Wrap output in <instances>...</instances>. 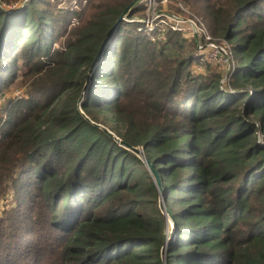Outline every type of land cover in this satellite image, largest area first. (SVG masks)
Instances as JSON below:
<instances>
[{
  "label": "trees",
  "instance_id": "1",
  "mask_svg": "<svg viewBox=\"0 0 264 264\" xmlns=\"http://www.w3.org/2000/svg\"><path fill=\"white\" fill-rule=\"evenodd\" d=\"M17 1L0 0V264H264V0H170L231 44L229 89L192 39L122 20L81 109L132 0ZM81 111L143 149L171 241L142 158Z\"/></svg>",
  "mask_w": 264,
  "mask_h": 264
},
{
  "label": "built area",
  "instance_id": "2",
  "mask_svg": "<svg viewBox=\"0 0 264 264\" xmlns=\"http://www.w3.org/2000/svg\"><path fill=\"white\" fill-rule=\"evenodd\" d=\"M166 2L167 0H162V3L166 4ZM157 4L158 0H145L144 6L152 11V15L147 17L146 20L139 17L131 19H127L126 17L125 20L141 23V26L138 27L139 31L152 32L155 29L164 30L171 28L172 30L180 32L186 39H192L196 44L195 57L200 58L201 61L211 62L221 71L225 72V76L223 75L221 78L219 86L221 89H229L230 78L237 68V62L235 64L236 59L232 48L227 44L229 42L225 39L214 38L202 19L195 16L183 18L178 13H168L162 9L157 10ZM178 6L182 11V6Z\"/></svg>",
  "mask_w": 264,
  "mask_h": 264
},
{
  "label": "water",
  "instance_id": "3",
  "mask_svg": "<svg viewBox=\"0 0 264 264\" xmlns=\"http://www.w3.org/2000/svg\"><path fill=\"white\" fill-rule=\"evenodd\" d=\"M143 0H132L127 6H125V8L123 9V11L121 12V14L119 15V17L117 18V20L115 21V23L113 24L114 26L111 28L110 32L108 33L105 41L103 42V45L100 47V50L95 58V62L92 64V66H90L88 73L86 75V82L84 84L83 87V92L80 95V98L78 100V107L79 109H81V104L83 103L84 99H85V92L87 87L90 84V75L92 74V72L94 71L95 67L98 65V63L100 62V58L102 56V52L104 50V48L106 47V45L108 44L109 40L111 39V37L115 34L118 24L122 21L126 19L127 14L134 9V6L138 5L139 3H141ZM81 114H83V116H85V118L90 121L92 124H94L95 126L103 129L109 136L113 137L118 143L119 145L124 146L125 148H128L129 150L133 151L137 156H140L142 158V160L144 161V164L147 166L150 175L153 179V182H155V185L157 186L158 192H159V207L161 209V211L164 212L165 216L167 217L168 221L171 220L172 221V226H171V232H170V237L168 238V241H171L174 237V230L176 227V222L174 220V217H172L171 213L168 211V209L165 206V202H164V191L162 188V183L160 182V177H159V173L157 170H155L154 165H152V163L148 160V158H146V156L144 155L143 149L141 147H133L131 146L129 143H127L126 141L119 139L112 131H110L107 127L100 125L94 121H92L88 115L84 114L81 111ZM167 247V245H164V247L162 248V256L163 258H165V248ZM164 264H166L165 259H164Z\"/></svg>",
  "mask_w": 264,
  "mask_h": 264
},
{
  "label": "rangeland",
  "instance_id": "4",
  "mask_svg": "<svg viewBox=\"0 0 264 264\" xmlns=\"http://www.w3.org/2000/svg\"><path fill=\"white\" fill-rule=\"evenodd\" d=\"M26 1L27 0H24V3H26ZM21 2H22V0H19V1H17L16 3L14 2V3H11V4H6V3H2L1 4V6L2 7H4L5 9H7V10H9V11H11V9H14V8H17L18 6H20L21 5ZM173 2L174 1H170V0H167V2H166V4H164V3H162V0H158V4L156 5L157 6V10H165V11H167L168 13L169 12H174V13H178V14H180V16L181 17H183V18H186L187 16H195V17H197V18H199V19H201L198 15H197V13H195L193 10H192V7L191 6H189L188 4H182L181 2H176V3H174V6L175 7H177L178 5H180V6H182V11H181V9L179 8V6H178V8H179V10H177V9H173L171 6L173 5ZM23 3V4H24ZM22 4V5H23ZM140 4V3H139ZM141 5H142V9H140V10H138L135 14H134V17H139V18H141V19H145L146 20V18L147 17H150L151 15H152V11H150L149 9H148V7H145L144 5H145V0H143L142 2H141ZM72 6L73 7H76V5H75V2H73L72 3ZM60 7H62V8H64L65 7V4L63 5L62 3L59 5V8ZM148 14V15H147ZM143 17H145V18H143ZM75 20V19H74ZM73 20V22H75ZM203 21V20H202ZM141 26V23L139 24V26L138 27H140ZM137 27V28H138ZM143 27V26H142ZM144 29V28H143ZM229 46H231L229 43H227ZM57 46H59V44H57L56 43V47ZM198 58V57H197ZM199 60H200V58H198ZM201 61V60H200ZM201 62H205V61H201ZM208 62V61H207ZM209 63H211V62H209ZM213 64V63H212ZM235 64H236V60H235ZM214 65V64H213ZM216 66V65H215ZM217 67V66H216ZM193 69H194V71L195 72H202L203 71V68L201 67V66H199V65H194L193 66ZM217 70H218V72L220 73V75H222V77H223V75L225 74V72H223V71H221L218 67H217ZM225 76V75H224ZM26 90V86L25 85H21V80H20V77L17 79V81L15 82V83H13V86H12V88H11V90L9 91V93H7V97H20L21 95H24L25 94V91ZM4 99H2V100H0V102H2ZM99 124V123H98ZM101 125V124H100ZM103 125V124H102ZM104 126V125H103ZM106 127V126H105ZM108 128V127H107ZM264 137V136H263ZM10 206V204L7 202V203H3L2 202V200L0 199V214H1V212H2V209H4V208H7V207H9ZM169 225H171L172 226V221L171 220H169ZM171 226H170V228H171ZM171 232V231H170ZM170 237V236H169Z\"/></svg>",
  "mask_w": 264,
  "mask_h": 264
},
{
  "label": "bare ground",
  "instance_id": "5",
  "mask_svg": "<svg viewBox=\"0 0 264 264\" xmlns=\"http://www.w3.org/2000/svg\"><path fill=\"white\" fill-rule=\"evenodd\" d=\"M170 223V222H169ZM171 226V225H170Z\"/></svg>",
  "mask_w": 264,
  "mask_h": 264
}]
</instances>
